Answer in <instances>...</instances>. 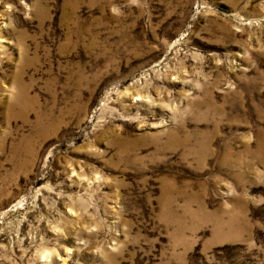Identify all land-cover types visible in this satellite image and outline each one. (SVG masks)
<instances>
[{
    "label": "rangeland",
    "instance_id": "rangeland-1",
    "mask_svg": "<svg viewBox=\"0 0 264 264\" xmlns=\"http://www.w3.org/2000/svg\"><path fill=\"white\" fill-rule=\"evenodd\" d=\"M0 264H264V0H0Z\"/></svg>",
    "mask_w": 264,
    "mask_h": 264
}]
</instances>
